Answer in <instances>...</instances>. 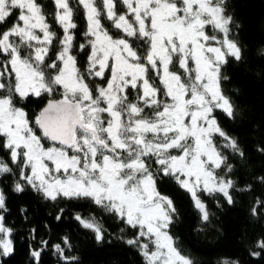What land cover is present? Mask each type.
Segmentation results:
<instances>
[{
    "label": "snow or ice",
    "instance_id": "snow-or-ice-1",
    "mask_svg": "<svg viewBox=\"0 0 264 264\" xmlns=\"http://www.w3.org/2000/svg\"><path fill=\"white\" fill-rule=\"evenodd\" d=\"M53 2L52 20L63 35L38 0H0V26L15 16L0 31L2 146L11 150L20 179L46 198L91 199L138 229L127 243L139 247L146 264H194L169 231L176 208L157 182L174 179L191 194L205 221L209 212L198 191L219 192L233 202L230 190L236 182L226 178L233 166L214 140L217 134L224 137L243 156L214 114L220 109L233 116L234 106L221 86L227 79L221 68L230 57L239 61L243 54L230 38L228 0ZM118 3L124 11H117ZM81 10L85 39L75 43L74 16ZM82 52L87 54L83 67L77 59ZM45 95L47 103L31 120L17 106ZM220 169L223 176H217ZM6 173L15 175L0 158V176ZM15 189L23 191L24 186L16 181ZM4 205L0 189V209ZM252 213L256 215V208ZM76 218L97 240L104 238L94 218ZM12 232L0 215L2 255L13 251ZM64 240L67 244L68 238ZM257 246L264 249V240ZM55 248L63 259L76 260L63 256L59 244ZM31 255L39 261L41 252ZM221 264L239 261L223 259Z\"/></svg>",
    "mask_w": 264,
    "mask_h": 264
},
{
    "label": "trees",
    "instance_id": "trees-1",
    "mask_svg": "<svg viewBox=\"0 0 264 264\" xmlns=\"http://www.w3.org/2000/svg\"><path fill=\"white\" fill-rule=\"evenodd\" d=\"M38 2L44 5L57 34L63 35L52 20L51 14L56 11L53 0ZM117 11H124L119 3ZM228 14L233 17L230 38L238 42L243 54L239 61L230 57L221 68L222 76L227 77L221 86L234 106L233 116L220 109L214 114L227 137L236 140L243 156L228 147L229 141L224 137L217 134L214 140L233 166L226 177L236 182L230 190L233 202L229 203L219 192L211 195L201 192V200L209 212V220L205 221L191 194L174 179L163 177L157 186L172 199L176 208L169 231L194 264H221L223 259L239 261V264H264V249L257 246L258 241L264 240V207L258 203L264 202V182L260 179L264 177V0H228ZM14 20L15 16L0 26V31L10 27ZM74 20L78 24L75 43H83L82 10ZM113 35L118 33L113 32ZM86 58V53H80L78 65L83 67ZM96 83L103 86L100 80ZM156 84L159 86L158 79ZM47 100L46 95L44 98L32 96L17 105L33 118ZM3 141L0 137V158L12 167L15 175L0 176V189L5 195L0 215L4 216L5 226L13 229L10 236L13 251L0 254V264H146L139 247L127 243L136 237V229L126 225L116 214L105 212L91 199L46 198L20 179V168L12 162L11 150L2 146ZM217 173L223 176L224 170ZM16 181L24 186L23 191L15 189ZM253 208L257 210L256 215L252 213ZM77 215L97 220L104 238L97 240L96 233L84 227ZM42 241H47V245ZM57 244L64 248L63 256L76 257V260L63 259L55 248ZM33 250L41 252L39 261L31 255ZM253 252L260 255L254 256Z\"/></svg>",
    "mask_w": 264,
    "mask_h": 264
},
{
    "label": "rangeland",
    "instance_id": "rangeland-1",
    "mask_svg": "<svg viewBox=\"0 0 264 264\" xmlns=\"http://www.w3.org/2000/svg\"><path fill=\"white\" fill-rule=\"evenodd\" d=\"M211 34V33H210ZM218 35H221V34H218ZM182 71V70H181ZM47 96V95H46ZM18 106V105H17ZM18 107H20V106H18ZM26 111V110H25ZM35 117V116H34ZM33 117V118H34ZM30 118V117H29ZM32 118H30V120H31ZM38 135L40 134L39 132L37 133ZM49 146V144L48 143H46L45 144V147H48ZM50 167H51V165H50ZM218 171V170H217ZM28 174V173H27ZM217 176H220V175H218V173H217ZM184 177L183 176H181V179H183ZM157 188H158V186H157ZM159 190V189H158ZM201 192H203V191H198V196L200 197V193ZM163 194V193H162ZM201 198V197H200ZM97 221V220H96ZM137 232H138V229H136V236H137ZM10 238V237H9ZM141 240H144V241H147V238L146 237H141L140 238ZM187 256V255H186Z\"/></svg>",
    "mask_w": 264,
    "mask_h": 264
},
{
    "label": "water",
    "instance_id": "water-1",
    "mask_svg": "<svg viewBox=\"0 0 264 264\" xmlns=\"http://www.w3.org/2000/svg\"><path fill=\"white\" fill-rule=\"evenodd\" d=\"M47 103V102H46Z\"/></svg>",
    "mask_w": 264,
    "mask_h": 264
}]
</instances>
